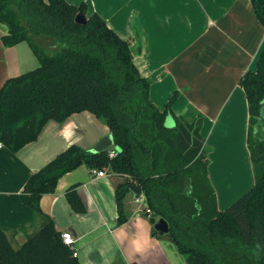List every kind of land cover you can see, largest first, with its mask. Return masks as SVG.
<instances>
[{"label":"trees","instance_id":"1","mask_svg":"<svg viewBox=\"0 0 264 264\" xmlns=\"http://www.w3.org/2000/svg\"><path fill=\"white\" fill-rule=\"evenodd\" d=\"M264 27V0H250ZM84 4L65 0H0V25L7 29L4 47L25 42L39 66L5 81L0 88V143L17 153L35 142L50 121L62 123L88 112L109 129L117 155L91 153L71 145L31 174L23 186L34 221L42 226L14 248L0 226V264H79L61 240L54 222L40 208L42 196L55 191L58 180L85 165L122 178L114 187L115 226L123 225L124 198L139 186L143 215L152 225L163 219L168 236L186 264H264V48L254 71L239 79L248 112L247 149L252 187L219 211L208 178L207 150L200 134L203 116L189 106L175 115L149 98L150 80L133 63V48L107 28ZM81 14L84 25L75 23ZM48 44L45 50L36 43ZM171 116L173 127H166ZM77 184L65 191L75 214L86 205Z\"/></svg>","mask_w":264,"mask_h":264},{"label":"crops","instance_id":"2","mask_svg":"<svg viewBox=\"0 0 264 264\" xmlns=\"http://www.w3.org/2000/svg\"><path fill=\"white\" fill-rule=\"evenodd\" d=\"M65 1L84 4L86 17L97 14L118 38L131 43L133 63L150 80L149 98L156 107L163 109L176 94L171 105L175 115L191 106L203 116L200 134L217 209L225 210L246 193L253 175L246 143L247 104L238 82L246 71L255 70L264 48V27L250 0ZM6 34L0 25V88L39 66L25 42L4 47L1 38ZM165 124L174 125L173 118L168 115ZM104 127L83 112L62 123L48 122L38 139L17 153L0 149V226L14 248L43 223L34 221L22 191L29 176L71 145L92 149L107 134ZM104 172L96 177L82 165L61 177L54 193L40 199L41 211L55 229L71 234L79 264H186L168 234L151 235L143 195L130 191L125 196L127 221L115 226L114 187L122 178ZM75 184L85 214L73 213L65 199L66 189Z\"/></svg>","mask_w":264,"mask_h":264},{"label":"water","instance_id":"3","mask_svg":"<svg viewBox=\"0 0 264 264\" xmlns=\"http://www.w3.org/2000/svg\"><path fill=\"white\" fill-rule=\"evenodd\" d=\"M75 23L79 25H84L86 23V18L78 14L75 17ZM112 145H114L113 138L111 135H108L101 140H99L96 145L90 149L91 153H100L103 151H106L108 148H110ZM130 191L137 197L142 195V190L139 186L132 187ZM153 232L159 233L160 235H164L168 233V224L163 219H159L154 225H153Z\"/></svg>","mask_w":264,"mask_h":264},{"label":"built area","instance_id":"4","mask_svg":"<svg viewBox=\"0 0 264 264\" xmlns=\"http://www.w3.org/2000/svg\"><path fill=\"white\" fill-rule=\"evenodd\" d=\"M1 148H3V145L0 143V149ZM107 154H108L109 158H114L117 155V151H116V149L108 148L107 149ZM92 174H94L96 177L105 176L104 170H102V171L92 170ZM146 212L149 213V210L146 209ZM61 240H62V243L66 247H68L70 250H72L73 256L76 257L77 254H76V251L73 248L74 240H73L71 234L70 233H62L61 234Z\"/></svg>","mask_w":264,"mask_h":264},{"label":"rangeland","instance_id":"5","mask_svg":"<svg viewBox=\"0 0 264 264\" xmlns=\"http://www.w3.org/2000/svg\"><path fill=\"white\" fill-rule=\"evenodd\" d=\"M36 43H38V45L40 46V47H42L43 49H45V50H49L48 49V44L47 43H44V42H42V41H36ZM92 115V114H91ZM98 121V120H97ZM99 123L100 124H102L100 121H99ZM166 125V124H165ZM101 127V129H102V126H100ZM166 127H173V125H166ZM105 131H104V133H107L104 137H106V136H108L110 133H109V130L107 129V128H103ZM104 137H102V138H104ZM101 140V139H100ZM110 148H112V149H116V147L114 146V145H112ZM137 205V204H136ZM140 205H142V203L140 202ZM183 258V257H182ZM184 259V258H183Z\"/></svg>","mask_w":264,"mask_h":264}]
</instances>
